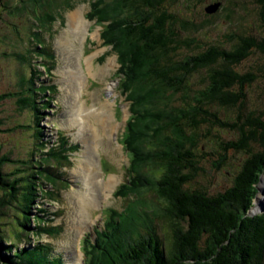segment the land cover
<instances>
[{"label":"trees","instance_id":"trees-1","mask_svg":"<svg viewBox=\"0 0 264 264\" xmlns=\"http://www.w3.org/2000/svg\"><path fill=\"white\" fill-rule=\"evenodd\" d=\"M73 2H12L14 10L34 14L31 35L38 52L35 56L52 62L50 47L48 50L36 31L51 26L53 9L60 13V5L65 4L67 9ZM253 2L259 22L256 34L235 35L226 47L210 44L205 48L195 37H182L181 31L194 24L178 19L168 0H96L89 4L86 18L101 27L103 45L116 54L118 89L128 102L121 143L129 155V174L128 180L115 189L124 206L108 209L102 227L94 230L95 238L86 236L82 241L84 264H264V212L249 215L264 170V109L243 112L247 93L261 78L264 80V60L257 66L259 73L250 70L252 66L239 69L254 53L264 57V0ZM213 4H218L217 9L206 11ZM219 8L220 2L213 1L204 12L211 15ZM181 48L198 50L179 55ZM52 67L44 66L45 72ZM203 70L204 84L194 88L191 76ZM36 76L39 71L33 69L25 89L3 93L0 100L16 96L21 109L33 111L37 126L42 119L39 107L49 105V94L57 88L40 81L35 86ZM40 97L44 100L38 101ZM230 111H236L235 118L230 117ZM203 129L210 133L212 129L231 131L228 139H218L220 148L245 154L231 185L214 195L190 185L203 168L202 150L198 148L199 131ZM35 133L41 140V132ZM41 142L36 143L39 152ZM67 144V138L60 134L56 146L40 152L38 164L32 159L33 152L30 154V165L35 166L19 177L24 184L22 213L29 211L35 188L44 190L40 193L51 200L56 197L62 183L58 171L69 165L67 152L74 149ZM3 157L2 162L8 161V156ZM225 160L226 156H221L213 166L218 169ZM140 163L151 164L157 171L145 177ZM21 171L25 170L16 169L17 173ZM39 179L41 182L34 184ZM4 181L10 188L1 199L9 194L15 200L20 183ZM46 184L51 185L50 190L44 188ZM147 185L163 201L160 213H155L151 203H145L142 189ZM151 210L152 214L148 213ZM20 222L23 231L15 233L18 240L26 232L28 216ZM160 228L164 230L162 236ZM59 230V226L41 228L47 235L58 234ZM2 239L0 235V264H59L58 259L45 260L43 252L48 246L44 244L30 250L16 248L13 255L10 252L15 244L3 245Z\"/></svg>","mask_w":264,"mask_h":264},{"label":"rangeland","instance_id":"rangeland-1","mask_svg":"<svg viewBox=\"0 0 264 264\" xmlns=\"http://www.w3.org/2000/svg\"><path fill=\"white\" fill-rule=\"evenodd\" d=\"M94 1L96 0H74L73 5L67 9L65 4L60 5V13L56 9L52 10L55 20L51 26L46 25L36 31L48 44V50L50 47L53 54L51 62L46 57L35 56L38 52L34 49L36 43L32 41L31 35L34 14L29 10H14V0H0V95L25 89L33 69L39 71L35 86L40 81L47 85L54 84L57 88L55 93L49 94V105L39 107L42 119L37 126L33 111L29 108L21 109L17 105L16 96L0 100V235L3 245L9 242L15 244L10 252H13V255L17 253L16 248L30 250L39 243L48 246L43 252L46 261L58 259L59 264H83L84 255L79 248L84 238H95L94 230L102 227L108 209L120 210L124 206L121 197L115 195V189L121 182L128 180L129 174L126 171L129 155L123 150L121 143L123 127L129 115L128 102L118 89L119 77L115 74L118 67L117 56L108 46L103 45L99 37L101 27L86 18L89 4ZM213 1H219L220 8L214 14L207 15L204 8ZM16 4L20 6L21 2ZM168 7L181 21L194 24V27L181 31V35L195 37L202 48L210 44L226 47L234 40L232 36L256 34L259 30L257 6L253 0H168ZM73 12H78L82 18V30L79 32L72 30L68 23V15ZM49 28L51 30L46 31ZM197 50L181 48L179 55ZM263 60V56L254 53L239 65V69L246 70L248 66H252L253 68L249 69L259 73L257 68ZM49 64H53V67L47 73L44 66ZM100 68H103V72L99 71ZM76 70L82 78L79 82L70 77ZM204 74L203 70L191 76L194 88L204 84ZM263 81L261 78L247 93L243 112L255 108L264 109ZM42 98L38 101L44 100ZM105 103L110 105V121L103 122L100 121V109ZM228 114L235 118L236 111H230ZM37 130L41 132V140L44 141L40 152L46 151L47 142H56L60 134L67 138V145L73 146L74 149L67 152L69 165H64L58 171L62 175V183L56 197L51 200L43 195L44 193H40L44 190L35 188L32 191L34 200L28 207L29 211L22 213L25 202L24 184L20 182L19 177L23 178L34 168L35 165L31 166L29 161L32 152V159L36 160V164L41 157L38 147L36 149V143H42L40 138L36 137ZM199 133L198 148L202 150L199 154L203 168L190 185L203 188L214 195L231 185L245 154L220 148L218 139H228L231 136L229 130L212 129L210 133V130L203 129ZM3 156H8L11 160L5 157L8 161L2 162ZM221 156H226L225 163L216 169L213 163ZM87 158L91 162L88 164L89 169L87 167L85 171ZM139 165L143 167L145 177L157 171L151 164ZM17 168L25 171L17 173ZM87 176L98 180L96 189L94 187V190H91L90 184V187L87 186ZM263 176L264 170L259 176L257 193L258 185L261 188L264 186ZM109 178L113 184L106 189L102 183ZM3 180H16L20 183L15 200L9 194L1 199L4 191H7L5 189L10 188ZM39 182L40 179L34 184ZM44 186L45 189H51V185ZM147 186L142 189L145 203L148 201L155 207V213H160L163 201L154 195L149 185ZM90 194L98 196L96 206L85 203ZM258 198H254L253 207L256 209L253 211L258 210L255 212L259 213L264 208V203ZM148 213L152 214V210ZM27 216L29 222L26 232H23V238L18 240L15 233L23 231L18 221H24ZM44 226H59V233L47 235L41 231ZM159 232L162 236L164 230L160 228Z\"/></svg>","mask_w":264,"mask_h":264},{"label":"bare ground","instance_id":"bare-ground-1","mask_svg":"<svg viewBox=\"0 0 264 264\" xmlns=\"http://www.w3.org/2000/svg\"><path fill=\"white\" fill-rule=\"evenodd\" d=\"M208 12H212V9L211 8H208ZM81 21H82V18L80 17V15L78 14V12H73V13H71V14H69L68 15V23H69V26H70V28L72 29V30H74L75 29V31L76 32H79V31H81L82 30V28H81ZM85 23V22H84ZM103 70V68H100L99 69V71H101V72H103L102 71ZM69 71V70H68ZM68 71H66L69 75H70V73L68 72ZM65 72V73H66ZM73 73V75L72 76H70V77H72V79L74 80V81H80V79H82L81 78V76H80V73L76 70V71H73L72 72ZM97 73V72H96ZM74 83V82H73ZM74 87V86H73ZM107 101V100H106ZM109 107H110V105L108 104V103H105V105L104 106H102L101 107V109H100V111H101V115H100V117H102V119H100V121H103V122H105V121H110V115H109V113H108V110H109ZM90 147V146H89ZM87 161H88V163H85L86 164V167H84L85 168V171H86V169H87V167H88V164L91 162V160L89 159V158H87ZM88 169H89V167H88ZM88 177V176H87ZM88 179H89V182L87 183V186L88 187H90L89 186V184L91 185V190L93 189L94 190V187H95V189H96V187L98 186V180H94V177L93 176H89L88 177ZM111 178H109V180L108 181H105L104 183H102V184H104V187L106 188V189H109L110 187H112V184H113V181L112 180H110ZM262 179V178H261ZM262 181V180H261ZM93 182H94V184H93ZM261 183V182H260ZM262 183H263V185H264V176H263V181H262ZM102 184L100 183V185H99V187L101 188L102 187ZM260 193V194H259ZM259 194V198H258V195ZM257 195H256V197H255V199L256 198H258L259 200H261L263 203H264V186L261 188L259 185H258V193H257ZM90 197H87L88 199H87V201L85 202L87 205H95L96 203H97V199H98V196L96 197V196H93L92 194H90L89 195ZM261 196V197H260ZM254 199V200H255ZM96 206V205H95ZM91 207V206H90ZM253 209H256L255 207H252V209H250V212H249V215H253V214H255V213H258V212H255V211H258V210H255V211H253ZM261 212H264V208H262V210H261Z\"/></svg>","mask_w":264,"mask_h":264},{"label":"water","instance_id":"water-1","mask_svg":"<svg viewBox=\"0 0 264 264\" xmlns=\"http://www.w3.org/2000/svg\"><path fill=\"white\" fill-rule=\"evenodd\" d=\"M217 6H218V4L210 5V7H211V9H212V12L215 11V10L217 9ZM206 9H207L206 11H208V8H206Z\"/></svg>","mask_w":264,"mask_h":264}]
</instances>
